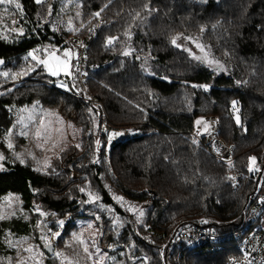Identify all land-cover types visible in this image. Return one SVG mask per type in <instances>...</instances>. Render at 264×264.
<instances>
[{"label": "trees", "instance_id": "1", "mask_svg": "<svg viewBox=\"0 0 264 264\" xmlns=\"http://www.w3.org/2000/svg\"><path fill=\"white\" fill-rule=\"evenodd\" d=\"M17 1L26 33L13 42L0 39V71L20 68L42 43L68 45V34L51 28L60 0ZM81 3L77 35L91 38L88 78L80 83L75 57L63 80L33 72L0 95V138L14 123L11 107L37 102L82 128L89 144L78 165L87 163L75 167L80 177L71 179L69 172L41 174L18 160L1 161L0 198L18 194L30 215L40 205L65 217L83 204L85 213H98L107 244L124 251L129 264H224L233 253L228 247L214 253L181 248L168 263L165 250L181 228L233 231L256 185L264 164V0ZM192 43L209 65L190 51ZM205 116L218 117L219 136L235 146L232 168L191 135ZM112 130L133 133L109 142ZM252 159L260 171L250 170ZM232 172L241 176L238 190ZM36 227L33 215L0 220V249L6 232L27 236Z\"/></svg>", "mask_w": 264, "mask_h": 264}, {"label": "rangeland", "instance_id": "2", "mask_svg": "<svg viewBox=\"0 0 264 264\" xmlns=\"http://www.w3.org/2000/svg\"><path fill=\"white\" fill-rule=\"evenodd\" d=\"M16 4H19L17 0H13L11 4H0V39L8 42L18 40L26 33V29L19 25V20L23 19L21 6L19 4L20 7L17 8ZM94 16L101 19L100 12H96ZM83 24L81 0H60L51 28L60 36L68 34L64 42L68 44L67 47L61 50L55 43H42L25 55L24 64L20 68L1 70L0 95L33 78V72L38 70L49 74L50 69L57 71L58 75L51 76L63 80L73 68L75 45L72 39L82 41L77 33ZM189 49L197 59L209 65L198 43L190 44ZM42 61L47 64L41 63ZM10 112L14 123L0 138V144L6 147L7 152L0 149V162L6 159L10 162L18 160L31 165L33 170L41 174L65 171L69 172L71 179H79L80 175L74 168L87 163L84 161L78 165L89 144L81 127L65 118L57 108L44 107L37 102L11 107ZM234 117L236 123H239V111L236 108ZM202 118L204 117L196 122ZM132 133L130 130L109 131V142ZM259 169V165L252 159L250 170L256 172ZM115 199L129 208V212L141 213L127 200H121L120 196H115ZM85 209L82 204L76 213L59 217L37 205L32 214L37 219V227L30 235L5 233L4 248L0 249V264H129L124 251L107 244L106 237L103 236L106 225L100 220L98 213H85ZM32 215L23 207L18 194L9 193L0 198V220L18 216L30 219ZM68 224H71V229H68ZM48 249L52 252L49 253ZM48 259L52 261L48 263Z\"/></svg>", "mask_w": 264, "mask_h": 264}, {"label": "built area", "instance_id": "3", "mask_svg": "<svg viewBox=\"0 0 264 264\" xmlns=\"http://www.w3.org/2000/svg\"><path fill=\"white\" fill-rule=\"evenodd\" d=\"M91 38L85 41L72 39L75 45V70L80 83H84L89 75L86 55ZM93 68L92 71H95ZM220 123L216 116H205L195 126L191 135L217 161L234 166L235 146L227 143L219 136ZM233 189L238 190L241 176L230 174ZM225 247L232 254L224 264H264V164L261 168L256 185L242 207L240 220L236 228L228 233H220L207 226H189L181 228L177 236L165 250V260L168 263L175 252L181 248L198 249L208 252H220ZM231 253V252H230Z\"/></svg>", "mask_w": 264, "mask_h": 264}, {"label": "snow or ice", "instance_id": "4", "mask_svg": "<svg viewBox=\"0 0 264 264\" xmlns=\"http://www.w3.org/2000/svg\"><path fill=\"white\" fill-rule=\"evenodd\" d=\"M4 3H7V4H11V3H13V0H0V4H4ZM17 8H19L20 6H19V4H16L15 5ZM98 15V14H97ZM109 42H111V41H109ZM65 55H67V53H65ZM41 63H45V64H47V62L46 61H42ZM50 71H51V74L52 75H58V72L57 71H52L51 69H50ZM141 215H143V213H141ZM56 235H59V234H56Z\"/></svg>", "mask_w": 264, "mask_h": 264}, {"label": "crops", "instance_id": "5", "mask_svg": "<svg viewBox=\"0 0 264 264\" xmlns=\"http://www.w3.org/2000/svg\"><path fill=\"white\" fill-rule=\"evenodd\" d=\"M201 121H199V122H196V125L195 126H197L198 125V123H200Z\"/></svg>", "mask_w": 264, "mask_h": 264}, {"label": "water", "instance_id": "6", "mask_svg": "<svg viewBox=\"0 0 264 264\" xmlns=\"http://www.w3.org/2000/svg\"><path fill=\"white\" fill-rule=\"evenodd\" d=\"M47 251H48L49 253H51V252H52V250H49V249H48Z\"/></svg>", "mask_w": 264, "mask_h": 264}]
</instances>
